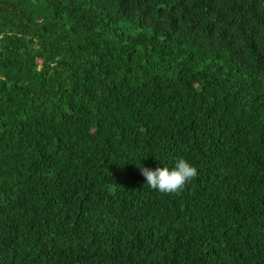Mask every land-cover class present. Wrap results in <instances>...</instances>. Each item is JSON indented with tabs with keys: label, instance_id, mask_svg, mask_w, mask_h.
<instances>
[{
	"label": "trees",
	"instance_id": "1",
	"mask_svg": "<svg viewBox=\"0 0 264 264\" xmlns=\"http://www.w3.org/2000/svg\"><path fill=\"white\" fill-rule=\"evenodd\" d=\"M0 264H264V0H0Z\"/></svg>",
	"mask_w": 264,
	"mask_h": 264
},
{
	"label": "clouds",
	"instance_id": "2",
	"mask_svg": "<svg viewBox=\"0 0 264 264\" xmlns=\"http://www.w3.org/2000/svg\"><path fill=\"white\" fill-rule=\"evenodd\" d=\"M140 170L146 185L161 193L178 192L197 175L195 166L184 158L177 159L171 168L158 167L152 170L142 165Z\"/></svg>",
	"mask_w": 264,
	"mask_h": 264
}]
</instances>
